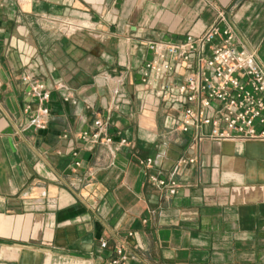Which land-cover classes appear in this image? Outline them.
<instances>
[{"label": "crops", "instance_id": "obj_1", "mask_svg": "<svg viewBox=\"0 0 264 264\" xmlns=\"http://www.w3.org/2000/svg\"><path fill=\"white\" fill-rule=\"evenodd\" d=\"M221 12L264 66V0H0V264H264V139L182 132L141 77Z\"/></svg>", "mask_w": 264, "mask_h": 264}, {"label": "built area", "instance_id": "obj_2", "mask_svg": "<svg viewBox=\"0 0 264 264\" xmlns=\"http://www.w3.org/2000/svg\"><path fill=\"white\" fill-rule=\"evenodd\" d=\"M223 19L221 12L204 31L176 40L151 41L148 47L153 56L142 65V80L156 81L164 97L180 107L178 127L182 132L217 141L264 139V66L256 61L253 50L240 44L233 26ZM33 91L42 99L50 97L42 81L35 82ZM94 124L103 126L100 118ZM89 134L84 131L82 136ZM92 136L97 138L99 131ZM111 139L106 137V141ZM169 184L173 192L177 183L171 180ZM106 245L102 240L101 246ZM115 251L107 264H124L126 251L122 246Z\"/></svg>", "mask_w": 264, "mask_h": 264}]
</instances>
